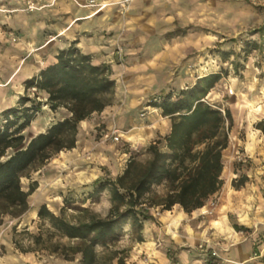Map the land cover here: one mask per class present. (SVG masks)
<instances>
[{
	"label": "crops",
	"instance_id": "1",
	"mask_svg": "<svg viewBox=\"0 0 264 264\" xmlns=\"http://www.w3.org/2000/svg\"><path fill=\"white\" fill-rule=\"evenodd\" d=\"M34 1L36 14L12 19L14 28L25 36L21 35L19 43L6 45L8 58L0 70V110L19 104L21 93L27 91L26 81L56 62L60 49L75 42L82 53L92 56L93 63L109 64L116 81L115 105L82 120L80 134L85 130L96 133V127L103 124L123 137L127 134L128 145H148L170 133L171 118L154 105L156 94L193 84V67L203 61L216 36L233 29L240 10L236 0H130L125 10L119 6L123 0H96L105 4L101 9L88 5L89 0ZM49 22L54 35L45 39L42 32ZM32 43L37 47L22 58ZM47 46L53 47L52 52ZM44 53L47 56L39 60ZM31 89L41 95L40 101L47 99L46 93ZM91 139L88 170L93 164L90 154L97 162L105 154L112 160V171L119 173V158L104 153L109 147L106 143L95 144ZM231 174L236 175L232 163L222 175V188L210 199L215 198L217 206L209 214L205 207L188 213L179 204L170 210L153 209V219L145 223L143 234L153 243L149 247L156 264H212L210 253L199 248L203 242L218 252L220 264H264V239L256 233L264 229L259 194L251 191L249 182L234 187ZM232 214L239 229L230 222Z\"/></svg>",
	"mask_w": 264,
	"mask_h": 264
},
{
	"label": "trees",
	"instance_id": "2",
	"mask_svg": "<svg viewBox=\"0 0 264 264\" xmlns=\"http://www.w3.org/2000/svg\"><path fill=\"white\" fill-rule=\"evenodd\" d=\"M56 59L26 81V89L35 87L37 92L47 94L44 102L23 96L18 106L2 111L0 221L5 214L20 217L29 209V196L38 184L34 182L25 190L22 177L55 154L75 148L80 122L102 112L115 93L111 66L93 63L92 56L82 53L75 42L60 49ZM222 77L223 72L210 73L182 89L175 98L170 92L154 102L164 116L171 118V131L165 136L167 150L153 143L148 161L132 158L122 174L100 182L97 191H110L111 206L106 216L82 209L71 221L63 211L55 214L42 204L38 216L48 220L50 228L31 234L33 246L25 248L17 241V247L23 252L46 251L67 261L79 256V264H113L115 259L125 264V256L118 255L124 249L109 250L120 240L124 224L130 226L132 240L142 242L145 223L153 219L147 209L160 206L170 210L179 204L191 213L203 207L224 184L223 156L234 124L229 108L223 110L203 100ZM44 104L52 110L65 107L69 115L25 143L24 131ZM257 128L264 132V120L258 122ZM9 149L13 153L2 159ZM247 180V176L234 179L233 186L240 188ZM161 183H166V191L152 192V186ZM99 245L107 249L102 255L97 251Z\"/></svg>",
	"mask_w": 264,
	"mask_h": 264
},
{
	"label": "rangeland",
	"instance_id": "3",
	"mask_svg": "<svg viewBox=\"0 0 264 264\" xmlns=\"http://www.w3.org/2000/svg\"><path fill=\"white\" fill-rule=\"evenodd\" d=\"M29 2L31 1L0 0V33L2 34L0 37V70H3L2 66L6 63V61L4 63V58H8L6 54L8 46L6 45L19 43V39L25 36L20 29L14 28L12 19L15 15L20 17L25 14H36V9L28 8ZM236 2L240 7L237 23L233 25L231 31H223L224 34H219L220 36L214 38L215 44L208 48L200 65L193 67V72L196 75L195 82L198 78L210 73L223 72L222 79L209 91L205 100L223 110L229 108L233 114L234 124L229 136V146L224 150L223 156L224 171L226 166L232 163L236 174H231L233 180L247 176V182L252 186L251 191L259 194L258 200H261V207L264 208V132L257 128L258 122L264 120V0H236ZM51 23L49 22L43 29L45 39H50L54 35ZM35 47H37L35 43L30 44V49L23 51L22 58L30 56L29 52L34 51ZM46 48L49 52L53 50L52 46ZM44 54L38 59H44L47 56L46 53ZM121 57L119 55L120 60ZM193 84L168 89L165 94L157 93L156 102L160 101L161 96L170 92L175 98L182 89H187ZM20 96H29L36 102L40 101L41 97L36 94L35 89H27L24 95L21 93ZM115 98L114 93L110 105L105 109L115 105ZM1 114L2 110H0V120L2 119ZM67 115L69 113L65 107L52 110L50 105H43L32 125L24 131L25 143L37 132L47 130L59 118ZM103 127V124L96 127V133L94 131L88 133L85 130L83 134H80L79 130L75 148L55 154L45 164L29 169L22 177L21 183L25 190H28L34 182H37L38 186L29 196V209L23 215L13 217L5 214L1 217L0 264H79V256L73 261H67L46 251L23 252L17 247L16 242L19 241L25 248L29 245L33 246L31 234H38L41 230L50 228L49 221L42 220L38 216V210L42 204H47L55 214L63 211L64 216L71 221L76 220V216L82 209L106 216L111 206L110 191L108 189L97 191L100 182L115 179L122 174L132 158L142 162L148 161L152 156L149 148L153 143L158 142L157 145L162 151L167 150L165 136L155 139V142L148 145L138 143L128 145L127 134L119 142L102 139L105 131L112 130ZM90 137L95 144L106 143L105 145L109 146L104 153L119 158L117 160V166L120 167L119 173L112 171L113 163L110 164L112 160L105 154L98 162V159L90 154L89 160L93 161V164L88 170V140ZM13 151L9 149L2 159ZM123 152H128L129 155L124 156ZM165 191L166 183L152 186V192L163 194ZM210 199L203 206L209 210L206 214L217 206V200L214 198L210 201ZM155 208L162 209L160 206L151 207L147 211L152 214ZM155 222L160 226L156 220ZM230 222L238 225L235 223L233 214L230 215ZM249 232H252L251 229ZM256 233L259 238L264 239V229H258ZM152 244L145 237L142 242L132 240L130 226L124 224L120 240L109 250L124 249L125 251L118 255L125 256V264H156L154 255L151 253L152 249L149 247ZM97 251L102 255L107 249L99 245ZM113 264H118L117 259Z\"/></svg>",
	"mask_w": 264,
	"mask_h": 264
},
{
	"label": "built area",
	"instance_id": "4",
	"mask_svg": "<svg viewBox=\"0 0 264 264\" xmlns=\"http://www.w3.org/2000/svg\"><path fill=\"white\" fill-rule=\"evenodd\" d=\"M129 2H130V0H123V1L119 2L120 8H122L124 10L127 9ZM88 5H95L98 7V9L105 7L104 3H97L96 0H89ZM28 8L30 10H35V9H37V6L35 5L34 2H29ZM144 115H145V111L142 112V116H144ZM122 138H123V135L120 132H118V130H115V129L107 130L102 134V139H104V140H112L114 142H119ZM208 212H209V210L206 209L205 213H208ZM241 233H243V232H241ZM199 248L201 250H205L206 252L210 253L211 257L214 258V262L212 264H220L218 252L214 248H211L208 245V242H203L202 244L199 245ZM242 264H247V263H242Z\"/></svg>",
	"mask_w": 264,
	"mask_h": 264
},
{
	"label": "water",
	"instance_id": "5",
	"mask_svg": "<svg viewBox=\"0 0 264 264\" xmlns=\"http://www.w3.org/2000/svg\"><path fill=\"white\" fill-rule=\"evenodd\" d=\"M203 100H205V99H203Z\"/></svg>",
	"mask_w": 264,
	"mask_h": 264
},
{
	"label": "bare ground",
	"instance_id": "6",
	"mask_svg": "<svg viewBox=\"0 0 264 264\" xmlns=\"http://www.w3.org/2000/svg\"><path fill=\"white\" fill-rule=\"evenodd\" d=\"M175 220V219H174Z\"/></svg>",
	"mask_w": 264,
	"mask_h": 264
}]
</instances>
